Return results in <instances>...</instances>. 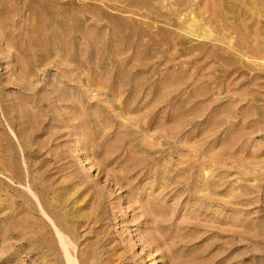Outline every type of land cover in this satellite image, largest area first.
<instances>
[{
  "label": "rangeland",
  "instance_id": "rangeland-1",
  "mask_svg": "<svg viewBox=\"0 0 264 264\" xmlns=\"http://www.w3.org/2000/svg\"><path fill=\"white\" fill-rule=\"evenodd\" d=\"M67 255L264 264V0H0V264Z\"/></svg>",
  "mask_w": 264,
  "mask_h": 264
},
{
  "label": "bare ground",
  "instance_id": "bare-ground-1",
  "mask_svg": "<svg viewBox=\"0 0 264 264\" xmlns=\"http://www.w3.org/2000/svg\"><path fill=\"white\" fill-rule=\"evenodd\" d=\"M66 249H68V248H66ZM66 252H67V250H66ZM67 254H68V252H67ZM67 256H69V255H67ZM72 256V255H71ZM76 257V256H75ZM73 258V259H72ZM68 261H70V263L69 264H79L78 262V260L76 259V258H74V257H68Z\"/></svg>",
  "mask_w": 264,
  "mask_h": 264
}]
</instances>
